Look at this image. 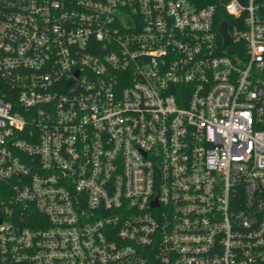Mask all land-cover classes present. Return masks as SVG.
<instances>
[{
  "label": "built area",
  "instance_id": "obj_1",
  "mask_svg": "<svg viewBox=\"0 0 264 264\" xmlns=\"http://www.w3.org/2000/svg\"><path fill=\"white\" fill-rule=\"evenodd\" d=\"M0 264H264V0H0Z\"/></svg>",
  "mask_w": 264,
  "mask_h": 264
},
{
  "label": "water",
  "instance_id": "obj_2",
  "mask_svg": "<svg viewBox=\"0 0 264 264\" xmlns=\"http://www.w3.org/2000/svg\"><path fill=\"white\" fill-rule=\"evenodd\" d=\"M222 33H223V35H224V37L226 39V43L227 44H232L233 43V39H232V37H230V35L228 33V29H227V24L226 23L223 24V26H222ZM230 51L231 52H234V48L231 47L230 48Z\"/></svg>",
  "mask_w": 264,
  "mask_h": 264
},
{
  "label": "trees",
  "instance_id": "obj_3",
  "mask_svg": "<svg viewBox=\"0 0 264 264\" xmlns=\"http://www.w3.org/2000/svg\"><path fill=\"white\" fill-rule=\"evenodd\" d=\"M224 20H226L229 23L230 27H231L230 21L227 18H224Z\"/></svg>",
  "mask_w": 264,
  "mask_h": 264
}]
</instances>
